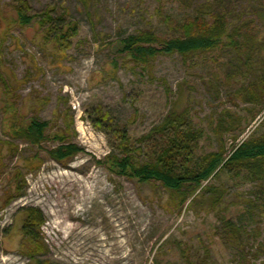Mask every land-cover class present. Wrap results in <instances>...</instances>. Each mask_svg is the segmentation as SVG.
Returning a JSON list of instances; mask_svg holds the SVG:
<instances>
[{"label":"rangeland","instance_id":"obj_1","mask_svg":"<svg viewBox=\"0 0 264 264\" xmlns=\"http://www.w3.org/2000/svg\"><path fill=\"white\" fill-rule=\"evenodd\" d=\"M12 1L2 0L10 16L15 14ZM29 1L34 12L51 6L56 14L64 11L65 26L77 22L78 29L70 37L71 45L58 52L53 42L46 50L39 46L43 40L39 24L24 29L14 25L3 54L6 74L18 83L19 107L29 117L36 111V98L47 97L48 102L39 104V115L55 121V129L64 127L61 114L71 105L77 130L72 139L86 152L62 164L42 150L44 162L33 170L25 166L24 158L31 157L36 146L22 143L17 155H9L7 145L0 143V264H36V258L25 251L23 219L29 206L39 208L45 218L40 235L47 252L36 257L52 264H237L235 252L216 229L221 214L236 217L245 211L242 199L250 196L255 185L246 173L223 171L219 178H212L211 182L228 189L220 212L210 208L207 197L196 204L188 202L179 211L168 204L162 188L97 162L112 148L86 109L102 104L120 126L140 137L163 119L173 101L179 110L190 105L195 125L206 130L201 152L217 150L219 141L208 120L227 109L244 118L234 131L225 133L227 150L252 133H263L264 0H222L233 22L256 20L253 28L263 47L252 68L230 49L196 55L187 62L179 54H162L153 61V78L140 67L131 69L133 62L117 51L118 40L151 24L164 28L155 15L158 6L183 14L194 12L207 0H89L88 5L84 0ZM97 34L113 44H100ZM252 93L259 94L260 102L250 99ZM0 138L11 139L2 133L1 119ZM56 144L44 142L47 147ZM20 167L26 190L1 206L11 171ZM260 225L261 235L244 242L245 264H264V253H257L258 242L264 241V219Z\"/></svg>","mask_w":264,"mask_h":264},{"label":"trees","instance_id":"obj_2","mask_svg":"<svg viewBox=\"0 0 264 264\" xmlns=\"http://www.w3.org/2000/svg\"><path fill=\"white\" fill-rule=\"evenodd\" d=\"M84 1L86 5L89 4V0ZM10 4H13L15 11L11 16L5 12L6 4L0 0V119L2 133L11 138H0V143L7 145L9 155H17L22 143L36 146L37 151L31 157L24 158L25 166L33 170L44 162L40 153L42 150H46L56 161L67 164L80 153L86 152L85 146L72 139L77 130L71 105L61 114L65 126L56 129L55 121L42 119L39 115V104L48 102L47 97H37L35 113L30 117L25 115L17 99L18 83L15 84L6 74L3 54L7 41L13 36L14 25L24 29L34 23L39 24V30L43 32V40L39 46L46 50L47 45L53 42L54 48L62 52L71 45L70 37L76 33L78 23L69 21L66 27V14L64 11L54 13L56 8L53 6L34 12L29 0H13ZM155 15L158 17L157 22L164 28L151 24L136 29L117 42V51L133 62L131 69L135 71L140 67L147 70L152 78L153 61L162 54H179L187 62L196 55L230 49L243 56L244 64L252 68L262 46L261 40L256 37V26L253 28L256 20L241 19L240 22H233L231 10L223 7L222 0H207L194 12L183 14L164 10L161 5L155 9ZM100 38L98 34L95 35L100 44H113L111 40ZM237 73L241 71L238 70ZM163 82L167 93H170L166 79ZM261 92L264 93V88ZM258 95L252 93L250 99L260 102ZM86 113L94 126L107 134L112 148L104 160L98 159L97 162L106 163L118 174L162 188L167 192L168 204L179 211L188 202L196 204L201 197H207L210 208L220 212V205L224 202L228 189L222 184L211 182L212 178H219L223 171L236 174L245 172L248 179L255 183L254 188L248 192L250 196L242 199L245 211L236 217L221 214V224L216 229L227 247L235 252L237 264H245L244 242L262 233L260 222L264 219V132L252 133L246 139L234 143L230 151L227 150L225 133L234 131L244 119L227 109L217 118L211 116L208 120L211 131L219 141L217 150L201 152L200 141L206 130L195 125L190 105L179 110L177 101H173L163 119L140 137L133 136L125 126H120L102 104L86 109ZM46 141H58V144L47 147L44 145ZM11 172L9 189L1 206L9 205L26 190V178L21 167ZM44 219L39 208L29 206L24 209L23 229L27 237L25 251L36 258V264H52L48 259L39 260L36 257L39 253L47 252L40 235ZM257 253H264V241L258 242Z\"/></svg>","mask_w":264,"mask_h":264}]
</instances>
